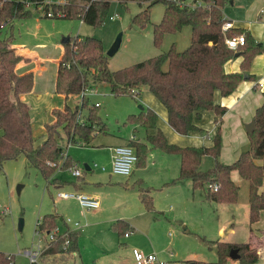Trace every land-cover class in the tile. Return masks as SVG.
<instances>
[{
  "label": "trees",
  "instance_id": "16d2710c",
  "mask_svg": "<svg viewBox=\"0 0 264 264\" xmlns=\"http://www.w3.org/2000/svg\"><path fill=\"white\" fill-rule=\"evenodd\" d=\"M130 1L132 0H119L126 7ZM135 1L139 3L141 10L134 15L133 21L141 26L151 22V9L156 3H162L164 6L161 19L153 25V39L157 47H161L166 33L175 34L186 24H197L204 31L221 28L227 20L223 8L225 4L233 2L200 0L203 5L193 7L189 4L180 5L176 0ZM28 2L36 7L45 3L46 11L52 9L55 12L53 17L81 18L93 25H100L103 22L110 5V0H64L62 3L28 0ZM32 12L26 0H0V128L15 125L25 132V139L17 146L0 150V169L7 160L24 156L48 181L54 177L59 167L57 164H61V168H69L76 164L71 155L64 151V139L67 143L89 144L99 132L106 131V125L98 111L100 105H91L84 93L87 88L93 86V83L107 82L114 94L132 96H139L142 87L146 86L165 105L169 124L177 132L188 134L194 130H202L194 119L195 116L200 117L204 109H213L217 114L216 121L221 122L226 107L214 101L215 91L219 89L222 95H229L240 82L253 79L255 75L251 73L252 62L257 54L264 51V44L257 41L249 29L232 27L224 32L219 49L220 60L212 63L204 73L199 70L200 62L180 53L174 42L155 56L113 70L109 67L101 38L70 35V39L63 44L56 91L65 98L72 94H82V103L75 107L66 103L63 108H53L54 119L45 122V138L37 144L33 135L30 106L22 98L23 94L33 88L34 74L32 71L22 74L17 72L18 63L25 57L18 54L12 46L15 39V21L30 16ZM240 34H244V43L236 50L229 48L224 38ZM236 53L242 57L239 70L213 72L215 65H223L236 57ZM83 108L88 112L84 119H80ZM157 119V112L151 108L130 113L128 116L130 123L140 124L146 130L155 127ZM253 119L256 127L248 133L250 147L242 151L233 163H224L219 158L222 148L220 128L214 134L213 143L207 146H180L170 143L160 129L155 134H147V141L131 140L128 144L135 149L138 157L136 164L139 166L146 163L149 144L164 152H178L181 155L180 171L173 181L188 178L192 181L194 189L205 188L206 198L215 202H237L240 183L232 179V172L238 171L241 178L248 181L249 220L254 223L260 219L264 209V190L261 191L264 181V101L256 109ZM204 155H211L214 158L213 165L207 169L201 168ZM214 183L217 184V189L210 187V184ZM140 198L146 209H154L149 187L142 188ZM59 217L55 212L44 214L42 222L38 224V230L46 232L57 230ZM112 228L119 235L131 231L129 222L122 218L114 220ZM78 242L79 233L68 228L64 233L56 232L55 239L43 253L44 255L69 253L78 248ZM213 243L217 249V260L212 264H229L232 249H237L240 264H257L259 260L257 249L249 241L229 242L217 239L213 240ZM193 261L196 260H188L185 264ZM0 264H13L12 256L0 250Z\"/></svg>",
  "mask_w": 264,
  "mask_h": 264
},
{
  "label": "rangeland",
  "instance_id": "374dc122",
  "mask_svg": "<svg viewBox=\"0 0 264 264\" xmlns=\"http://www.w3.org/2000/svg\"><path fill=\"white\" fill-rule=\"evenodd\" d=\"M225 6L233 7L231 3ZM163 8L162 3H156L151 9V22L141 26L133 21L134 15L141 10L139 3L135 0L130 1L128 7L119 0H110L108 13L100 25L90 24L81 18L44 16L43 12L32 7L33 12L30 16L15 21L13 44H29L30 46V44L47 45L50 43L53 46L47 45L40 48V51H50V56H55L59 50L55 45L62 44L64 37L69 35L95 36L101 38L107 52L117 37L121 35L119 49L113 55H107L109 67L115 70L166 50L164 47L168 46V37L172 36L170 33L164 35L161 47H157L153 39V25L161 19ZM112 15L113 18H111ZM184 34V30L178 31L175 34L177 39L173 38L177 50L181 53L187 50L188 41L187 36L183 38ZM263 68L259 67L258 72L262 71V73H256L253 79L248 80H255L257 83L262 81V78L264 80ZM34 83L35 78L33 87ZM145 89L151 96L153 95L146 86ZM86 94L91 105L97 102L101 104L98 111L106 125V131L99 132L89 144H72L65 142L64 139V151L71 155L76 164L69 168H61V164H57L59 167L55 175L57 180L63 182L62 186L56 185L55 180L49 182L24 156L7 160L0 169V250L11 253L15 264H33L25 250L35 249L38 244L44 249L47 243L44 236L47 232L39 231L37 223L44 214L59 212L63 220L59 217L57 229L61 233L68 228L77 230L79 232L78 248L67 253V256L66 253L43 254L35 264H91L93 247L91 233L95 230H91V222L101 214L99 211L92 213L91 210H86L82 214V208L77 199L58 196V191L78 192L74 185L80 183L86 189L91 186L102 187L112 193L107 198V202L102 201L100 210L104 206L107 213L102 216L107 218L111 216L113 221L122 218L123 215H134L136 229H132L133 232L130 231L129 237L123 234L119 236L111 228L109 221L100 225L106 234L109 233L111 245L115 244L124 248L127 246L124 241L130 242L132 246L146 252H155L165 264H185L194 257L199 258L198 260H205L207 264L216 261V245L211 244L219 237L216 228L213 227L215 222L203 216L201 212L204 203L214 209L219 207L218 204L209 199L203 200V203L200 201L194 203L195 195L198 198L203 193L201 187L194 189L190 182H186L190 181L188 179L173 181L176 177H169L173 174L172 172L165 177L159 175L161 169L171 170L173 167L176 169L168 157H175L177 152L166 153L149 144L146 163L140 166L135 165L131 175L123 176L112 172V151L109 148L111 145L121 143L132 134L140 136L145 134L146 129L140 124L130 123L128 116L130 113L140 112L143 109L142 106H144L143 110H147L150 104L148 98L146 99L143 94L141 96L114 94L107 82L93 83ZM77 105L80 103H75V106ZM36 108L38 109H35L34 116L38 114L47 116V120L52 119L50 111L47 113L46 110L39 109L44 106L37 105ZM87 112L88 110L83 108L80 119H84ZM44 124L45 122L36 121L34 125L32 122L33 135L40 142L43 139ZM160 155L169 160L162 162L159 159ZM154 160H156L155 164H153ZM207 160L211 163L212 157L207 156L202 167L208 165ZM157 163L158 170L156 169ZM145 165H147L146 168ZM74 167L81 169L82 176H75L72 173L71 170ZM236 173L235 177H240L237 179L240 181V192L234 205L236 231L233 236L238 240H245V232L249 224V186L248 181L242 179L239 172ZM19 185H21L20 190H18ZM126 185L130 188L133 186L134 191L126 192L124 190ZM146 187H149L153 195V210L146 209L140 199V192ZM226 211L220 210L216 214L214 210L213 213L218 219L222 214L229 228L232 216ZM64 219L70 220L66 223ZM21 220L23 225L20 227ZM76 221L80 223L79 226L74 225ZM226 233L228 234L229 231L226 230ZM47 237L49 241L47 245H50L51 241L48 235ZM127 264L133 263L129 261Z\"/></svg>",
  "mask_w": 264,
  "mask_h": 264
},
{
  "label": "crops",
  "instance_id": "0c3cea01",
  "mask_svg": "<svg viewBox=\"0 0 264 264\" xmlns=\"http://www.w3.org/2000/svg\"><path fill=\"white\" fill-rule=\"evenodd\" d=\"M231 5L233 7L224 6L223 8V13L225 18L233 21V27H244L249 29L253 34V36L256 38V40L261 41L264 44V0H233ZM183 30L185 32L183 38L187 36V41H188L186 45L187 50L186 52H184V54H186L189 58L197 59L200 62L199 70L201 73H204L205 71H207V69L212 63L218 62L220 60L219 49L222 44L224 32L221 28L204 31L200 29L197 24H186L182 29V31ZM175 34H171L172 36L168 37L169 42L167 44L168 46L164 47L165 49H167L172 42L175 43V41L173 40V38L177 39ZM63 44L64 42L62 41V44L55 45L58 46L57 48L59 49L55 56H50V51H46V50L43 52L40 51V48L46 47L47 45L53 46L50 43L47 45L46 44L42 45L40 43L36 45L30 44V46L29 44L24 45L20 43L16 45L15 44L12 45L18 54L25 57V59L21 60L18 63L16 67L17 72L22 74L25 72L32 71L34 74L35 83L32 91L30 93H25L22 95L23 100H25L30 106L31 120L34 123V125L36 121H38L39 123L52 121L54 119V116L52 114L53 108H63L66 103H68L71 107H75V103H80V104L82 103V94H80L79 96L77 94H72L68 98H65L63 94H59L56 92L58 66L64 50ZM241 58H242L241 56H236L230 59L229 61H227L226 63H224L223 65L217 64L214 66L213 72L221 73L223 71L228 72V71L239 70ZM28 59H31V61H27ZM259 67H264V51L257 54V56L255 57L253 61V65L251 67V73H254L255 75L256 73H262V71L258 72ZM262 75H263L262 77H264V68ZM260 82L257 83L255 80H248V79L243 80L242 82L239 83L235 91H233L229 95H222L220 90L217 89L214 94V101L226 107V111L222 115L221 122L218 123L216 121L217 114L213 109H204L201 111L200 117L195 116L194 119L195 123L200 128H202V130H194L188 134H181L177 132L169 124L167 109L165 105L153 93H152L153 95L151 96V94L146 91L144 86L142 87L139 96L143 94L145 95L146 99L148 98V101L150 102L148 107L155 110L158 114L157 124L155 127L146 130L145 134H143L142 136L132 134L129 138L122 140L121 143L118 144H123V143L128 144L129 141L131 140L147 141L146 140L147 134H155L160 129L163 131L167 140L170 143H175L180 146H187V145L207 146L213 143L214 134L216 130L220 128L222 134V148L219 158L224 163H233L235 160H237V158L240 156L242 151L247 150L250 146V140L248 135L249 132H247L246 130V124L253 120L256 109L264 101V94H263L264 86H260L259 85ZM262 82H264L263 78H262ZM147 90L150 91L149 89ZM54 93H56V95ZM77 98H79V101L76 102ZM37 105L44 106V108H39L41 111L46 110L47 113L50 111L52 119L47 120V116H41L38 114L34 116L35 109H38L36 108ZM142 108L144 109V106H142ZM44 134H45V128L43 131V139L41 141H43L45 138ZM24 139H25V132L20 127L12 125L5 129L0 128V150L5 147H15ZM35 142L37 144L41 143L40 140H36V139ZM109 149L111 150V148ZM175 154H177L175 157H168V158L172 160V165H175L176 169H174V167L171 170L161 169L159 170V175L165 177L168 175L169 172L173 173L169 177L173 176L175 178L177 177V175H179L178 173L180 171L181 155L178 152ZM160 156L161 157H159V159L162 162L165 160H169L167 157L165 158L163 155ZM207 156H211V155L203 156L201 162L202 169H207L211 167L214 163V158L211 156L212 157L211 163L210 161L207 160L206 163L208 165L206 167L205 166L202 167ZM155 161L156 160H154L153 164H155ZM146 166L147 165H145V168ZM157 166L158 163L156 165V169ZM87 167L89 168L88 165ZM236 172L238 171L232 172V179L240 183V181L237 180L240 177L238 176L235 177V175L237 174ZM57 179L58 178L56 177V175H54V177L51 180H49V182L55 180L56 185L62 186L63 182H60ZM166 182L168 181L166 180ZM186 182H190L191 187H193L191 180ZM124 187H125L124 190L126 192L134 191L133 186L131 188L128 185ZM74 188H77V191L85 192L93 197H96L100 201V205L99 207H97V209H85V210L82 209L81 212L82 214H84L86 210L87 211L91 210L92 213L99 211L100 212L99 214H101L98 218L93 219V221L91 222V230L95 229L93 230L94 233H91L93 236V240L91 241L93 245L91 250V264H127L129 261H131L133 264H136L132 252V249L135 246H132V244H129L130 242H126V241L124 242L125 244H127V246L124 248H120L115 244L111 245L110 244L111 238L108 235L109 233L106 234L105 231H103L100 228V225L106 221H109L112 228V223L114 220L112 221L111 216H109L108 218L102 216L107 214L106 207L103 206V209L100 210V206H102V201L107 202V198H109L110 194L112 193L108 190H105L102 187L97 188L91 186V188L86 189L80 183H75ZM201 189L203 193L198 198L197 195H195L193 199L194 203H197L199 201L203 203V200H208L206 198L205 188H201ZM262 190H264V181H263V185L261 186V191ZM59 192L60 191H58V196H60ZM216 204H218L219 207L214 209V207L213 208L209 207V205H206V203H204L201 212L203 216H207L215 222V226L213 227L216 228L217 235L219 236L215 240L219 239L229 242L249 241L251 242L252 246H254L257 249L259 253V260L257 264H264V209L262 210L260 219L258 221L251 223L249 220V224L247 225L248 227L245 232L246 235L245 240H238L233 236L236 231V222H234V215H235L234 205L236 204V202L235 203L216 202ZM214 210L216 214H218L217 211L220 210H225V211L230 210V211H226L228 214L230 213L232 216V221L230 222L231 226L229 228H227V225L224 222L225 219L223 215L222 214L219 215V219H218L216 214L213 213ZM248 211H249V205H248ZM55 213H57L60 216V218L63 220V217L60 215L59 212H55ZM134 218L135 217L133 214L122 216V219H125L126 221L129 222L131 226V232H133L132 229H136L134 225L135 223ZM65 222L67 223L66 220ZM71 230L78 232L75 229H71ZM226 230L229 231L228 234L226 233ZM57 231L58 233H61L59 232L60 231L59 229H57ZM130 233L128 236L125 237H129ZM44 236L47 240V243L44 247V249H46L49 241L47 234ZM211 244L214 243L212 242ZM4 252L7 253L6 251ZM7 254L12 256V262L13 264H15L13 255L11 253H7ZM191 259L207 264L205 260L203 259L198 260L199 258L197 257ZM228 263L240 264L238 258H232V257L229 258Z\"/></svg>",
  "mask_w": 264,
  "mask_h": 264
},
{
  "label": "built area",
  "instance_id": "2783aa9c",
  "mask_svg": "<svg viewBox=\"0 0 264 264\" xmlns=\"http://www.w3.org/2000/svg\"><path fill=\"white\" fill-rule=\"evenodd\" d=\"M64 1V0H63ZM62 0H46L47 3H62ZM180 5L183 4H189L192 5L193 7L196 5H203V2L200 0H176ZM26 3L29 7H33L34 9L43 12V15H47L48 17H53L55 12L52 9H48L47 11L45 10V3L39 4L37 7L28 2L26 0ZM114 16L112 15L111 18ZM233 27V21L227 19L224 21V23L221 25V29L223 32L227 31L229 28ZM226 45L231 48L236 50L240 44H243L245 41L244 34L240 35H235V36H226L224 39ZM260 86H264V82L259 83ZM88 90V88L85 90V92ZM84 92V93H85ZM96 105H100V103H97ZM111 151H112V172L116 174H120L123 176H128L132 173L134 166L136 165L137 162V154L135 149L129 145V144H117L114 146H111ZM55 165V163H52ZM73 167V166H72ZM103 169L105 168L104 166L102 167ZM72 173L75 176H81L83 173L80 168L74 167L72 168ZM210 187L212 189H217V184H210ZM59 195L62 197H74L76 198L83 210L85 209H94L99 207L100 201L98 198L93 197L85 192H68V191H60ZM70 219H67L68 221ZM42 222V218L39 219L38 223ZM75 226H79V222H74ZM57 230L47 232V235L49 236L50 241H53L55 239V235ZM130 231L126 232L124 235L128 236ZM66 244H68V240L66 241ZM43 248L40 247L38 244L37 248L35 249H27L25 250L26 254L29 255L32 263H37L40 256L43 254ZM134 260L136 264H165L164 261L160 260L158 255L155 252H146L143 249H140L138 247H134L132 249Z\"/></svg>",
  "mask_w": 264,
  "mask_h": 264
},
{
  "label": "water",
  "instance_id": "95a60500",
  "mask_svg": "<svg viewBox=\"0 0 264 264\" xmlns=\"http://www.w3.org/2000/svg\"><path fill=\"white\" fill-rule=\"evenodd\" d=\"M70 39V35L69 36H66L65 38L62 39V41L65 43L67 42L68 40ZM120 44H121V35H119L117 37V39L115 40V42L113 43V45L111 46V48L106 52V55H113L120 47ZM239 54L236 53V56H238ZM245 76H247V74H245ZM256 127V123H255V120L253 119L252 121H250L249 123L246 124V130L247 132H251L255 129ZM21 188V185H19V188L18 190H20ZM23 225V221L21 220L20 221V227ZM230 257L232 258H239V254L237 253V249H232L231 252H230ZM188 264H205L203 262H200V261H193V262H190Z\"/></svg>",
  "mask_w": 264,
  "mask_h": 264
}]
</instances>
